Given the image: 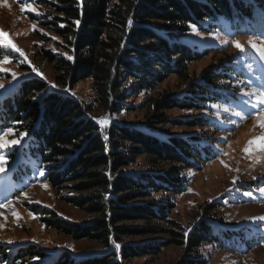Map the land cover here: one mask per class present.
I'll list each match as a JSON object with an SVG mask.
<instances>
[{"label":"trees","instance_id":"1","mask_svg":"<svg viewBox=\"0 0 264 264\" xmlns=\"http://www.w3.org/2000/svg\"><path fill=\"white\" fill-rule=\"evenodd\" d=\"M34 1L48 3L55 11L44 19L31 15L60 38L54 49L42 48L38 54L52 65L54 83L70 91L88 81L94 96L89 102L79 100L68 91L48 89L36 76L22 78L0 95V134L11 129L19 141L0 149L6 161L0 172V196L13 200L42 182L58 192L69 190L72 194L62 199L89 214L88 221L74 222L40 205L32 204L29 210L46 227L76 241L94 242L106 251L76 257L33 242H0V264H130L135 258L160 254L169 244L182 248L175 264H211L205 247L245 253L254 237L260 241V232L234 230L222 218L210 216V206L187 227L170 218L174 199L190 183L189 172L217 157L218 148L206 134L164 129H214L210 117L168 119L164 113L205 112L212 104L226 103L227 97L233 99L230 95L241 89L237 83H245L236 72L241 57L258 52L243 43L242 50L226 54L216 44H198L182 36L193 26L201 33L226 27L233 35L264 39V0ZM218 49L220 58L214 56ZM4 53L16 55L10 49ZM207 55L214 58L206 69L189 70L190 63ZM170 75L179 79L181 88L162 90L158 97L144 100L145 123L116 120L136 109L132 96L155 89ZM98 111L110 120L104 126L94 119ZM139 156L146 158L149 168H133ZM126 221H143L145 226L134 228ZM153 233L170 238L124 242L126 237Z\"/></svg>","mask_w":264,"mask_h":264},{"label":"rangeland","instance_id":"2","mask_svg":"<svg viewBox=\"0 0 264 264\" xmlns=\"http://www.w3.org/2000/svg\"><path fill=\"white\" fill-rule=\"evenodd\" d=\"M28 5L35 11L29 10ZM22 7L23 11H21ZM50 12L53 15L55 13L48 3L38 4L34 0H22V2L20 0H0V30L5 33V35H0V52L6 56L0 58V69H7V71L0 70V95L16 86L22 78L36 76L48 84V89L68 91L75 98L89 102L93 99L94 93L88 81L77 83L70 91L62 89L54 83L52 65L38 55L42 48L54 49V41L60 40L33 19V16H42L41 19L48 18ZM34 30L38 32V35H34ZM182 37L198 44L203 42L216 44L220 48L223 47L226 54L238 52L233 41L249 45L248 42L251 40L258 47H264V39L249 36V34L233 35L226 27L223 31L215 33L190 30ZM13 44L23 52V55L21 51L12 47ZM5 49L12 50L16 55L4 53ZM243 55L242 52L241 56ZM214 56L220 58L223 54L218 49ZM212 58L214 57L207 55L201 60L190 63L189 70L198 73L206 69ZM259 59H262L263 64L256 63ZM236 72L244 77L245 83H237L236 86L241 89L236 95H230L233 99L227 97L226 103L212 104L205 112L172 110L164 113L165 118L168 119H186L201 115L210 117L216 124L214 129L199 126L166 127L164 129L170 133L206 134L218 148L217 157L204 163L200 170L189 172L190 183L186 191L174 199V208L170 213V218L182 227H187L202 217L201 212L210 206L209 215L215 219L222 218L226 226L234 230L260 232L258 235L261 237L260 241L254 237L255 243L248 247L245 253L205 247L204 252L209 253L208 263L264 264V220L252 219L253 217H264V147H258L255 143L249 144V141L257 137H264V81L262 80L264 79V58L260 55L252 57L249 54L244 55L240 59ZM180 86L179 79L170 75L155 89L142 91L132 96L131 105L133 104L136 109L117 116L116 120L128 124L145 123L146 109L143 107V101L147 98L158 97L162 90L168 89L176 92L181 88ZM234 97H236L235 100ZM94 119L100 126L110 121L99 111L94 113ZM164 123L160 122V124ZM4 139L17 140L13 132L5 135ZM246 147L250 149L248 152L244 151ZM133 168L136 170L149 168L146 158L139 156ZM251 187L252 189H249ZM28 188L13 200H9L7 195L0 196V242H33L48 251L63 250L76 257L92 256L106 251L94 242L76 241L53 228L46 227L40 221V217L29 210L28 206L32 204L40 205L56 211L71 221L78 223L88 221L91 217L89 214L67 204L62 199L67 194H72L69 190L63 189L58 192L48 182L36 183ZM217 201L221 202V205L217 206ZM124 224L134 228L145 226L143 221H126ZM159 226L165 228L166 225L159 224ZM248 234L251 233L246 232V236ZM169 238V235L165 233L136 234L126 237L124 242L143 243ZM181 250L180 246L169 244L161 250L160 254L135 258L130 264H175L182 256Z\"/></svg>","mask_w":264,"mask_h":264},{"label":"snow or ice","instance_id":"3","mask_svg":"<svg viewBox=\"0 0 264 264\" xmlns=\"http://www.w3.org/2000/svg\"><path fill=\"white\" fill-rule=\"evenodd\" d=\"M28 8H29V10H31V11H35V9L34 8H31V6L30 5H28ZM24 10V8L22 7L21 8V11H23ZM33 28H35V26L33 25ZM193 31H195V27L193 26ZM0 35H5V33H3V31L2 30H0ZM249 45L253 48V49H255L258 53H259V55L261 56V58H264V47H258L257 46V44L256 43H254L253 41H251V40H249ZM233 45L237 48V49H243V45L242 44H240L238 41H233ZM12 47L13 48H15L17 51H21L19 48H17L14 44L12 45ZM21 55H23V52L21 51ZM0 70H4V71H7V69H0ZM35 70V69H34ZM13 75L15 76V73H13ZM236 115H239V113H236ZM101 123H103V121H101ZM11 129H9V130H6V132L5 133H2V134H0V149H3V148H6V147H9V146H12V145H15V144H18L19 143V141L18 140H13V141H7V140H5L4 139V136L5 135H8V134H10L11 133ZM21 135V137L23 136V135H25V134H23V133H21L20 134ZM259 142V143H258ZM257 144V146L258 147H264V137H257L255 140H252V141H249V144L251 145V144ZM250 149L248 148V147H246L245 149H244V151L245 152H248ZM6 164V161H5V159H4V157H3V155H0V172H2V171H4V165ZM44 187H47V185H44ZM248 195H250V194H248ZM252 219H260V220H264V217H253ZM11 241H9V243H10ZM112 243L113 244H115V247L117 248V249H119L121 246L119 245V244H116L115 243V241L113 240L112 241Z\"/></svg>","mask_w":264,"mask_h":264}]
</instances>
